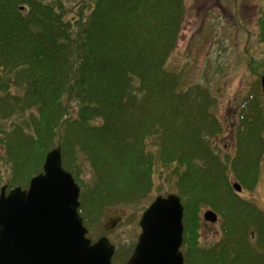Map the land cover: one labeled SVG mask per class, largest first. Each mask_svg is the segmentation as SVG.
Here are the masks:
<instances>
[{
  "label": "trees",
  "instance_id": "trees-1",
  "mask_svg": "<svg viewBox=\"0 0 264 264\" xmlns=\"http://www.w3.org/2000/svg\"><path fill=\"white\" fill-rule=\"evenodd\" d=\"M185 13L184 0H0V192L28 188L61 145L90 227L110 207L143 204L164 165L185 207L184 264H264V209L242 194L264 177L263 106L244 100L236 154L222 159L213 95L168 65ZM206 208L221 226L207 245Z\"/></svg>",
  "mask_w": 264,
  "mask_h": 264
},
{
  "label": "rangeland",
  "instance_id": "rangeland-1",
  "mask_svg": "<svg viewBox=\"0 0 264 264\" xmlns=\"http://www.w3.org/2000/svg\"><path fill=\"white\" fill-rule=\"evenodd\" d=\"M64 2L68 7H75L82 0ZM184 2V24L168 65L173 71L185 74L181 83L183 86L200 83L213 95L216 104L212 110L223 123V132L212 138V144L221 158L227 160L236 154L238 141L235 128L243 102H246L244 100L255 94L254 97L259 99L264 110L260 80L264 74V36L259 33L264 0ZM251 60L256 64L254 67ZM262 162L264 165V160ZM156 168L154 178L157 184L143 204L110 207L98 220H93L90 227L86 225L87 236L93 242L105 235L115 245L114 264H125L133 253L142 231L139 219L154 198L175 191L169 180L166 181L170 168L164 165ZM85 172V177L89 178L91 172L88 165ZM231 175L230 180L234 183ZM260 183L253 191L241 192L264 209V177ZM201 233L202 242L206 245L218 241L221 237L220 216L216 222L204 220Z\"/></svg>",
  "mask_w": 264,
  "mask_h": 264
},
{
  "label": "water",
  "instance_id": "water-1",
  "mask_svg": "<svg viewBox=\"0 0 264 264\" xmlns=\"http://www.w3.org/2000/svg\"><path fill=\"white\" fill-rule=\"evenodd\" d=\"M264 90V75L261 77ZM29 187L0 192V264H113L115 245L107 236L92 242L78 212L80 186L62 163L61 145L49 151ZM234 188L240 192L236 181ZM181 197L157 195L146 208L141 233L126 264H184ZM216 222L212 209L203 214Z\"/></svg>",
  "mask_w": 264,
  "mask_h": 264
},
{
  "label": "flooded vegetation",
  "instance_id": "flooded-vegetation-1",
  "mask_svg": "<svg viewBox=\"0 0 264 264\" xmlns=\"http://www.w3.org/2000/svg\"><path fill=\"white\" fill-rule=\"evenodd\" d=\"M125 263H126V261H125Z\"/></svg>",
  "mask_w": 264,
  "mask_h": 264
}]
</instances>
